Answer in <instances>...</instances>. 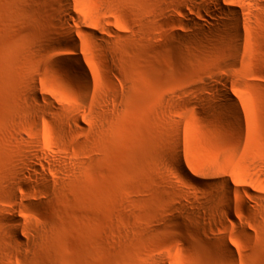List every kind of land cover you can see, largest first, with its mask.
<instances>
[{
  "label": "rangeland",
  "instance_id": "1",
  "mask_svg": "<svg viewBox=\"0 0 264 264\" xmlns=\"http://www.w3.org/2000/svg\"><path fill=\"white\" fill-rule=\"evenodd\" d=\"M0 264H264V0H0Z\"/></svg>",
  "mask_w": 264,
  "mask_h": 264
},
{
  "label": "bare ground",
  "instance_id": "2",
  "mask_svg": "<svg viewBox=\"0 0 264 264\" xmlns=\"http://www.w3.org/2000/svg\"><path fill=\"white\" fill-rule=\"evenodd\" d=\"M175 166H176L177 169H179V170L181 169V166H180L179 163L176 162V163H175Z\"/></svg>",
  "mask_w": 264,
  "mask_h": 264
}]
</instances>
